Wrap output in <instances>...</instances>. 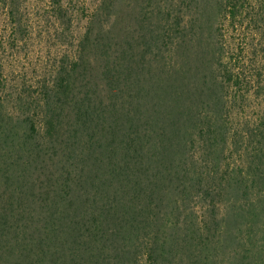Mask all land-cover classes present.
I'll return each instance as SVG.
<instances>
[{
	"label": "trees",
	"instance_id": "1",
	"mask_svg": "<svg viewBox=\"0 0 264 264\" xmlns=\"http://www.w3.org/2000/svg\"><path fill=\"white\" fill-rule=\"evenodd\" d=\"M86 2L0 0V264H264V0Z\"/></svg>",
	"mask_w": 264,
	"mask_h": 264
},
{
	"label": "rangeland",
	"instance_id": "2",
	"mask_svg": "<svg viewBox=\"0 0 264 264\" xmlns=\"http://www.w3.org/2000/svg\"><path fill=\"white\" fill-rule=\"evenodd\" d=\"M92 1H93V0H87L86 3H87L88 5H91ZM84 27H85V22H83L82 25H80V26L78 27V30L81 32V31H83V28H84Z\"/></svg>",
	"mask_w": 264,
	"mask_h": 264
}]
</instances>
